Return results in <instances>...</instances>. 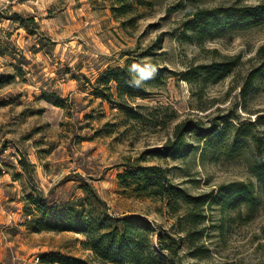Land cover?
Returning a JSON list of instances; mask_svg holds the SVG:
<instances>
[{
  "label": "rangeland",
  "instance_id": "rangeland-1",
  "mask_svg": "<svg viewBox=\"0 0 264 264\" xmlns=\"http://www.w3.org/2000/svg\"><path fill=\"white\" fill-rule=\"evenodd\" d=\"M130 2L128 13L119 15L111 0H0V264H58L42 261L49 252L103 264L83 246L82 234L34 230L27 223L24 196L31 189L22 154L34 169V184L50 198L80 197L83 178L112 216L139 213L172 232L180 239L176 264H264V184L249 169L251 136H264L256 117L264 114V70L247 93L242 90L248 73L264 62V16L228 23L202 40L184 32L198 8L264 0ZM14 13L32 14L36 27L29 32ZM133 58L154 61L161 73L147 94L118 100L115 83L113 102L93 93L89 81ZM224 60L235 65L221 77L183 79L189 68ZM57 97L61 106L53 103ZM181 121L201 128L217 123L221 134L199 139L186 132L183 156H161ZM127 159L165 168L191 195L214 197L177 206L138 194L136 185L118 178ZM242 183L251 184L250 197L230 200Z\"/></svg>",
  "mask_w": 264,
  "mask_h": 264
},
{
  "label": "trees",
  "instance_id": "trees-1",
  "mask_svg": "<svg viewBox=\"0 0 264 264\" xmlns=\"http://www.w3.org/2000/svg\"><path fill=\"white\" fill-rule=\"evenodd\" d=\"M111 1L112 10L119 12V15L127 14L131 7L130 0ZM262 16H264V2L256 5L198 8L190 14V18L184 25V32L188 30L194 32L196 38L202 40L212 31L228 23L252 21ZM13 17H16V21L29 32L32 31L31 26L36 27L32 14L23 16L14 13ZM146 62L156 65V75L146 81L142 87L130 86L129 82L135 74L129 73V66L133 63ZM234 65L235 60L199 64L194 68H189L183 74V79L193 81L201 75L205 79L221 77ZM262 70H264V62L248 73L242 88L243 93L249 91L255 77ZM160 76L161 73L154 61H140L139 58H133L127 60L124 65L105 68L97 75L94 82L88 81L93 88V93L113 102L115 97L111 90L112 83L116 86V99L122 100L127 96L147 94L148 87L154 86ZM53 101L59 106L63 103L60 97ZM256 117H258L257 122L264 123V114H257ZM249 124L254 123L249 122ZM218 125L212 123L209 127L201 128L192 121H181L175 125L174 139L168 140L159 153L163 157H181L188 147L183 139L186 132H194L199 139H215L221 134ZM244 127L246 124L242 123V131ZM251 139L254 141L255 149L249 169L256 180L264 184V136L252 135ZM19 164L23 178L31 189V192L24 196L23 211L29 216L27 223L32 224L34 230L70 231L82 234L84 236L83 246L91 250L103 264H176L175 258L180 249V239L166 228L159 226L156 229L151 220L139 213L112 216L107 210L106 202L100 197L95 187L83 178L79 180V188L82 190L80 197L63 201L50 198L34 184V169L24 154L20 156ZM123 165L124 170L118 174V178L125 185L129 183L136 185L138 194L164 197L169 203L171 199L176 202L173 205L177 206H180V203L186 206H198L214 197L212 193L198 196L189 194L186 189L172 182L165 168L156 165H139L137 161L131 159H127ZM251 194V184L242 183L229 194V199L232 201L247 200ZM186 217L194 219L193 212H187ZM188 236L191 237L192 233L189 232ZM42 261L58 264H88L80 257L58 252L45 254L42 256Z\"/></svg>",
  "mask_w": 264,
  "mask_h": 264
},
{
  "label": "clouds",
  "instance_id": "clouds-1",
  "mask_svg": "<svg viewBox=\"0 0 264 264\" xmlns=\"http://www.w3.org/2000/svg\"><path fill=\"white\" fill-rule=\"evenodd\" d=\"M129 73L135 74L129 82L130 86L139 88L142 87L146 81L154 78L157 73V67L150 62L143 64L133 63L129 66Z\"/></svg>",
  "mask_w": 264,
  "mask_h": 264
},
{
  "label": "crops",
  "instance_id": "crops-1",
  "mask_svg": "<svg viewBox=\"0 0 264 264\" xmlns=\"http://www.w3.org/2000/svg\"><path fill=\"white\" fill-rule=\"evenodd\" d=\"M0 260H1V252H0Z\"/></svg>",
  "mask_w": 264,
  "mask_h": 264
},
{
  "label": "built area",
  "instance_id": "built-area-1",
  "mask_svg": "<svg viewBox=\"0 0 264 264\" xmlns=\"http://www.w3.org/2000/svg\"><path fill=\"white\" fill-rule=\"evenodd\" d=\"M36 260H38V257H36Z\"/></svg>",
  "mask_w": 264,
  "mask_h": 264
}]
</instances>
